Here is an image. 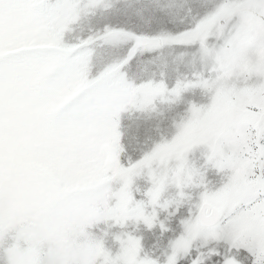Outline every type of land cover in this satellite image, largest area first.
I'll return each mask as SVG.
<instances>
[{
	"label": "snow or ice",
	"instance_id": "snow-or-ice-1",
	"mask_svg": "<svg viewBox=\"0 0 264 264\" xmlns=\"http://www.w3.org/2000/svg\"><path fill=\"white\" fill-rule=\"evenodd\" d=\"M0 264H264V0H0Z\"/></svg>",
	"mask_w": 264,
	"mask_h": 264
}]
</instances>
